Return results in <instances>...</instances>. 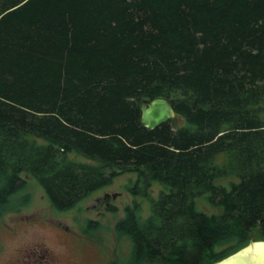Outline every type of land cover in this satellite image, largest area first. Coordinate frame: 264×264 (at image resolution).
Here are the masks:
<instances>
[{
  "label": "trees",
  "instance_id": "1",
  "mask_svg": "<svg viewBox=\"0 0 264 264\" xmlns=\"http://www.w3.org/2000/svg\"><path fill=\"white\" fill-rule=\"evenodd\" d=\"M158 96L177 117L148 129ZM134 171L169 189L116 221L118 264L264 239V0H0V206L25 176L63 210Z\"/></svg>",
  "mask_w": 264,
  "mask_h": 264
},
{
  "label": "rangeland",
  "instance_id": "2",
  "mask_svg": "<svg viewBox=\"0 0 264 264\" xmlns=\"http://www.w3.org/2000/svg\"><path fill=\"white\" fill-rule=\"evenodd\" d=\"M70 157L84 160L73 153ZM25 180L9 202L0 206V264H30L34 257H53L60 259V264H118L126 261L133 246L127 236L116 235V221L125 215L126 207L134 204L140 207L137 211L140 218L146 219L150 214L151 198L157 199L161 191L169 189L159 182H146L137 171L126 172L75 206L62 210L52 206L36 178L25 176ZM107 193L117 194L114 199H108V208L103 204L100 209L92 207L96 198ZM196 202L205 212L213 210L202 197ZM250 241L264 239L254 232L248 243Z\"/></svg>",
  "mask_w": 264,
  "mask_h": 264
},
{
  "label": "water",
  "instance_id": "3",
  "mask_svg": "<svg viewBox=\"0 0 264 264\" xmlns=\"http://www.w3.org/2000/svg\"><path fill=\"white\" fill-rule=\"evenodd\" d=\"M139 106L141 110L140 122L148 129H153L165 121L172 120L177 117L171 100L167 97L158 96L152 99H142ZM116 195V193L104 194L100 198L96 199V203L99 202V200H107L109 198L114 199ZM259 244L264 245V241H250L245 247L219 261L214 262L213 264H225L232 259L239 258L242 255L251 252L255 246H258Z\"/></svg>",
  "mask_w": 264,
  "mask_h": 264
},
{
  "label": "bare ground",
  "instance_id": "4",
  "mask_svg": "<svg viewBox=\"0 0 264 264\" xmlns=\"http://www.w3.org/2000/svg\"><path fill=\"white\" fill-rule=\"evenodd\" d=\"M225 264H264V245L259 244L251 252L232 259Z\"/></svg>",
  "mask_w": 264,
  "mask_h": 264
},
{
  "label": "flooded vegetation",
  "instance_id": "5",
  "mask_svg": "<svg viewBox=\"0 0 264 264\" xmlns=\"http://www.w3.org/2000/svg\"><path fill=\"white\" fill-rule=\"evenodd\" d=\"M98 198H100V197H98ZM96 199H95V203L93 204L92 207H94L96 209H100L102 204L107 208L109 207V201L108 200H99V202L96 203ZM41 260H42V263H40ZM59 261H60V259H56L53 257H46L43 259L34 257L30 260V264H31V262H33L34 264H58ZM62 264H68V263H62Z\"/></svg>",
  "mask_w": 264,
  "mask_h": 264
}]
</instances>
